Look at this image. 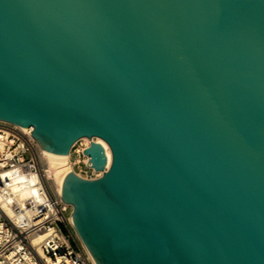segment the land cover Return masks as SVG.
Masks as SVG:
<instances>
[{"label": "water", "instance_id": "obj_1", "mask_svg": "<svg viewBox=\"0 0 264 264\" xmlns=\"http://www.w3.org/2000/svg\"><path fill=\"white\" fill-rule=\"evenodd\" d=\"M0 119L110 145L62 183L96 264H264V0H0Z\"/></svg>", "mask_w": 264, "mask_h": 264}, {"label": "built area", "instance_id": "obj_2", "mask_svg": "<svg viewBox=\"0 0 264 264\" xmlns=\"http://www.w3.org/2000/svg\"><path fill=\"white\" fill-rule=\"evenodd\" d=\"M92 140L98 137H82L70 151L71 170L86 178L104 172L85 153ZM72 209L33 127L0 119V264H96L75 229Z\"/></svg>", "mask_w": 264, "mask_h": 264}, {"label": "bare ground", "instance_id": "obj_3", "mask_svg": "<svg viewBox=\"0 0 264 264\" xmlns=\"http://www.w3.org/2000/svg\"><path fill=\"white\" fill-rule=\"evenodd\" d=\"M83 139L88 141L90 138L85 136L83 137ZM98 140L101 141L107 149V153L109 156V165H110L112 162V149L110 145L108 144V142L104 140L103 138L98 137ZM44 154L47 159L48 165L50 166L51 170L53 171L55 175V179L57 181L58 187L61 190L64 177L67 174V172H69L72 168L70 164V153L69 154H59V153H54V152L44 149ZM21 180L22 179L16 180L17 182L15 184L16 190L22 189Z\"/></svg>", "mask_w": 264, "mask_h": 264}]
</instances>
